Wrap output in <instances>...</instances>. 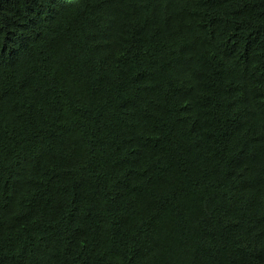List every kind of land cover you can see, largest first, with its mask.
<instances>
[{
    "label": "trees",
    "instance_id": "1",
    "mask_svg": "<svg viewBox=\"0 0 264 264\" xmlns=\"http://www.w3.org/2000/svg\"><path fill=\"white\" fill-rule=\"evenodd\" d=\"M0 264H264V0H0Z\"/></svg>",
    "mask_w": 264,
    "mask_h": 264
}]
</instances>
